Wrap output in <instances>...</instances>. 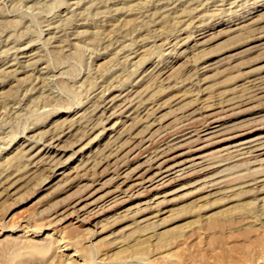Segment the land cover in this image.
Instances as JSON below:
<instances>
[{"label":"rangeland","instance_id":"374dc122","mask_svg":"<svg viewBox=\"0 0 264 264\" xmlns=\"http://www.w3.org/2000/svg\"><path fill=\"white\" fill-rule=\"evenodd\" d=\"M263 87L264 0H0V264H264Z\"/></svg>","mask_w":264,"mask_h":264},{"label":"bare ground","instance_id":"6f19581e","mask_svg":"<svg viewBox=\"0 0 264 264\" xmlns=\"http://www.w3.org/2000/svg\"><path fill=\"white\" fill-rule=\"evenodd\" d=\"M78 5V4H77ZM258 83V82H257ZM253 87V86H252ZM251 87V88H252ZM264 88V87H263ZM249 90V89H248ZM247 90V91H248ZM250 93V92H249ZM121 94V93H120ZM263 95V94H262ZM130 96V95H129ZM126 97V96H124ZM139 97V96H138ZM248 97V95H247ZM259 97V96H258ZM123 98V97H122ZM252 99V98H251ZM110 101H112V103H114L113 101H116L115 99H111ZM122 101V100H120ZM103 102V101H102ZM109 102V101H108ZM117 103V102H116ZM115 103V104H116ZM131 103H132V98H123L122 103L120 104L118 102V109L119 107L122 108V110H127L131 107ZM102 104V103H101ZM120 104V105H119ZM133 105V104H132ZM113 106V105H112ZM117 106V105H116ZM108 107V106H107ZM105 107V108H107ZM115 107V105L113 106ZM114 109V108H113ZM218 110V109H217ZM220 110V109H219ZM223 110V109H222ZM93 112V111H92ZM225 112V111H224ZM102 113V112H101ZM117 113V112H116ZM115 113V114H116ZM130 115V114H129ZM201 117V116H200ZM192 119V118H191ZM200 120V119H199ZM122 121V120H121ZM193 122V121H192ZM203 124L198 125V126H194L191 128H185L183 130H181L178 133H175L171 136L170 140H180V141H184V140H189L192 139L193 137L200 140H210V139H214V138H221L222 136H227L225 139H231V140H235L232 139L231 137H233V135L231 134V131L236 128L235 126H231L229 124H226V122H224L222 120V116L220 115V113H218L217 111L215 112H210L209 114H207L204 117V120L202 121ZM238 125V124H237ZM245 125V124H244ZM242 126V125H241ZM243 127V126H242ZM245 127V126H244ZM172 128V127H171ZM177 128V127H176ZM241 128V127H240ZM222 137V138H223ZM262 135H256L254 137H249V138H243V139H239L235 140V141H230L227 144H225L223 146V148L221 147V151L224 152V154H229L230 152H234V154L238 153L239 154H251L254 155L252 157H254L253 159H255L256 161H264V142L260 141L261 140ZM147 139V137L145 138ZM149 143L145 144L144 149L146 152H148L149 149H151L152 146V139L148 137V139L146 140ZM171 142V141H170ZM186 142V141H185ZM184 142V143H185ZM144 144V143H143ZM177 144V143H176ZM180 144V142L178 143ZM150 145V146H149ZM164 145V144H163ZM143 146V145H142ZM149 147V148H148ZM167 148V147H166ZM144 151V152H145ZM150 151V150H149ZM152 151V150H151ZM257 151V152H255ZM145 152V153H146ZM152 153V152H151ZM145 155V154H144ZM210 156V154H209ZM216 156V155H215ZM194 157V156H193ZM240 157V156H239ZM206 160H208V155L204 154H198L196 155L194 158H190V160H185V161H179L176 163H173L171 165H168L167 167L165 166V168L162 171V175L159 177V179H166L171 175H181L185 172L190 171V169L192 170L193 168L197 167V166H203L204 164H207ZM160 162V161H159ZM162 163V162H161ZM255 163V162H254ZM212 164V162H211ZM260 165V164H259ZM206 166V165H205ZM112 168V167H111ZM206 168V167H205ZM209 168V167H208ZM204 169V168H203ZM195 170V169H194ZM197 170V168H196ZM261 172V171H260ZM128 174V173H127ZM189 174V173H188ZM184 175V174H183ZM156 178V177H155ZM206 180V179H205ZM162 181V180H161ZM210 182V181H209ZM223 184V183H222ZM130 186V185H129ZM135 186V185H134ZM132 186H130L129 188H126L124 190H122L121 192L115 193L109 197H107L104 200L93 202L91 201L88 204H84L83 206L80 207H76L75 209V215L77 217V219H79L80 221H87L90 220L94 217H98L100 215H102L106 209L112 207V205L114 203H116V201L118 199H121V196L123 194H128V192H132L133 189ZM165 195V194H164ZM126 196V195H125ZM157 197V196H156ZM164 197V196H163ZM166 197V196H165ZM164 199V198H163ZM162 199V200H163ZM154 205H158L160 202L163 201H156V200H150ZM75 206V205H74ZM150 205L148 204L149 207ZM153 207V206H151ZM158 207V206H157ZM74 209V208H73ZM79 221V222H80ZM65 245V244H64Z\"/></svg>","mask_w":264,"mask_h":264}]
</instances>
